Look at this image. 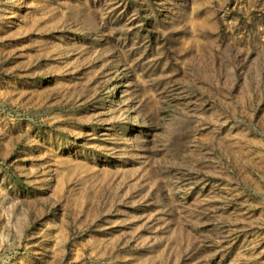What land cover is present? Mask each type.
I'll use <instances>...</instances> for the list:
<instances>
[{"label": "rangeland", "instance_id": "obj_1", "mask_svg": "<svg viewBox=\"0 0 264 264\" xmlns=\"http://www.w3.org/2000/svg\"><path fill=\"white\" fill-rule=\"evenodd\" d=\"M0 264H264V0H0Z\"/></svg>", "mask_w": 264, "mask_h": 264}]
</instances>
